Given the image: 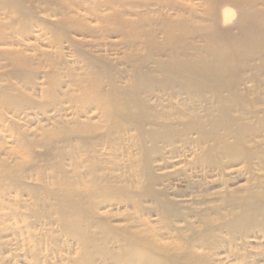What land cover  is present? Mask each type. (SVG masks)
<instances>
[{"label":"rangeland","instance_id":"obj_1","mask_svg":"<svg viewBox=\"0 0 264 264\" xmlns=\"http://www.w3.org/2000/svg\"><path fill=\"white\" fill-rule=\"evenodd\" d=\"M176 1L202 15L201 0ZM127 2L0 0V264H87L63 229L78 195L96 196L104 205L92 209L114 224L146 221L149 237L173 253L190 246L207 264H264V118L239 99L207 103L210 92L165 85L164 76L139 77L129 88L127 58L135 53L130 43L136 36H122L118 19L135 18ZM255 79L264 98V67ZM190 92L195 98L184 99ZM150 106L165 110L157 124L187 122L189 109L204 107L210 112L202 117L207 134L198 143L193 129L152 130ZM141 165L151 170L152 189L179 202L172 219L177 226L193 222L200 232L198 216L208 219L203 246L192 242L190 229L182 241L171 237L155 213L109 206L132 200L155 206L150 190L140 187ZM101 174L109 176L98 183L94 178ZM231 209L247 210L252 219L231 225Z\"/></svg>","mask_w":264,"mask_h":264},{"label":"bare ground","instance_id":"obj_2","mask_svg":"<svg viewBox=\"0 0 264 264\" xmlns=\"http://www.w3.org/2000/svg\"><path fill=\"white\" fill-rule=\"evenodd\" d=\"M126 1L130 2H127L132 7L130 15L135 18L132 20L119 16L120 31L122 36H126L127 32L136 36L130 43L131 47H135V53L127 58L133 68L129 88L132 87V80L136 81L139 77L153 81L159 80V76H164L167 79L161 82L165 85H185L195 94L198 91L210 92L213 96L203 98L207 103L210 99H218L222 103L226 101L225 104H233L232 99H239L241 103L247 102V105L251 106L249 111L254 117L264 118V98L259 92L263 84L254 80L259 69L264 67V0H201L204 7L202 15L187 12L184 5L176 0H119L118 6ZM231 18L232 26L229 25ZM113 88L116 89L117 86ZM194 95L191 93L184 99L195 98ZM259 105H263L262 108L258 109ZM149 109L154 111L150 118L152 130L155 127L158 130L160 127L161 130H167L173 126L184 132H191L193 129L199 135L196 141L198 143L203 140L201 137L207 134L202 117L210 112L204 107L201 112L189 109L187 122L166 120L159 124L157 121L165 110L162 113L152 106ZM105 112L109 111L105 109ZM141 115L142 113L138 112L132 117ZM192 125H197L198 128ZM137 130L142 132L141 136L146 134L144 126L138 127ZM140 168L145 177L140 181V187L150 190L148 201L155 206L144 205L143 200L135 206V200L117 201L109 206H114L118 211L139 208L145 214L155 213L174 234L171 237L182 241L183 231L190 229L196 234L192 242L203 246L211 229L208 219L198 216L200 232H196L197 228L193 222L185 221L184 228L177 226L172 219L177 215L173 211L179 208V202L172 200L165 192L157 193L152 189L151 170L146 165H141ZM108 176L109 174H101L93 178L100 183L99 180L103 181ZM90 183H93V180ZM139 198L144 199L142 196ZM77 199L65 214L67 217L63 219V229L77 242L78 255L82 262L96 264L98 261L104 263L109 260L113 264H207L190 246L179 253L165 250L157 244L159 240L156 237H149L150 227L146 221L132 218L131 225L114 224L107 214L96 215L93 209L104 205L96 200V196L83 198L78 195ZM242 203L245 209H250L247 207L250 205L249 199H244ZM259 207L262 208L261 204ZM89 208H93L92 212ZM227 217V222L231 225H245L252 219V214L247 210L236 212L231 209ZM93 228L95 230H91ZM254 237L259 238V235ZM190 245L195 247L194 244ZM159 256L164 259L162 263Z\"/></svg>","mask_w":264,"mask_h":264}]
</instances>
